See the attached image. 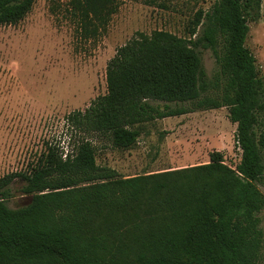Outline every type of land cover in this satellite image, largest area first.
Masks as SVG:
<instances>
[{
	"label": "trees",
	"instance_id": "obj_1",
	"mask_svg": "<svg viewBox=\"0 0 264 264\" xmlns=\"http://www.w3.org/2000/svg\"><path fill=\"white\" fill-rule=\"evenodd\" d=\"M261 2L216 0L194 14L188 39L136 32L116 49L106 92L65 116L67 149L47 142L26 170L0 177V264H264V76L245 45ZM33 3L0 0V25L20 21ZM72 4L85 23H103L117 7ZM197 47L212 50L214 81ZM220 107L236 123L235 167L219 151L208 162L128 177L95 162L93 135L125 149L146 122ZM15 178L31 200L11 208Z\"/></svg>",
	"mask_w": 264,
	"mask_h": 264
},
{
	"label": "rangeland",
	"instance_id": "obj_2",
	"mask_svg": "<svg viewBox=\"0 0 264 264\" xmlns=\"http://www.w3.org/2000/svg\"><path fill=\"white\" fill-rule=\"evenodd\" d=\"M215 1L116 0L115 11L103 23H85L78 15L82 6L73 0H34L20 21L1 24L0 177L26 170L47 142L67 149L70 131L65 116L106 92V65L136 32L165 30L188 39L194 14L209 11ZM260 10V18L248 22L245 45L255 56L258 74L264 76V0ZM196 29L192 38L200 34L202 24ZM197 50L209 81H214L219 67L212 50ZM235 129L227 108L220 107L146 122L136 142L125 149L113 147L105 136L90 139L96 164L128 177L208 162L211 151L221 152L223 161L235 167L241 155ZM23 185L15 178L9 207L30 202L31 195L20 190ZM258 187L264 192L262 185Z\"/></svg>",
	"mask_w": 264,
	"mask_h": 264
},
{
	"label": "crops",
	"instance_id": "obj_3",
	"mask_svg": "<svg viewBox=\"0 0 264 264\" xmlns=\"http://www.w3.org/2000/svg\"><path fill=\"white\" fill-rule=\"evenodd\" d=\"M235 125H236V123H235Z\"/></svg>",
	"mask_w": 264,
	"mask_h": 264
}]
</instances>
